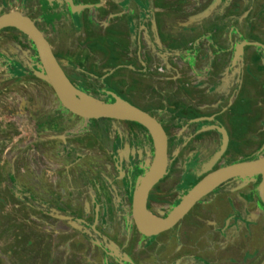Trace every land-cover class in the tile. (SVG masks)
Masks as SVG:
<instances>
[{
    "label": "flooded vegetation",
    "instance_id": "obj_1",
    "mask_svg": "<svg viewBox=\"0 0 264 264\" xmlns=\"http://www.w3.org/2000/svg\"><path fill=\"white\" fill-rule=\"evenodd\" d=\"M22 1L7 0L5 7L0 3V15L19 13L20 6L32 9L25 16L42 33L64 75L81 94L106 105L117 96L138 108L131 100V90L124 93L109 79L100 77L109 70V61L114 58L140 64L139 58H146L142 44L151 65L165 63V72L172 76L178 72L173 82L189 81V86L178 95L170 87L158 88L151 95L148 86L158 82L157 74H152L156 72L154 66L148 67L151 74L144 77L147 85H139L141 79L137 75L129 81L131 87L137 85L148 98L152 108L142 111L161 125L167 141V166L163 178L148 193L144 215L147 221L153 215L161 220L160 224L165 223L185 195L207 174L264 156V125L259 129L254 126L255 101L261 99L264 107V0L248 1L249 15L253 11L255 20L243 28L240 38L227 35L207 42L196 39L191 47L188 43L179 44L182 56L186 57H182L184 63L180 69L175 68V73L168 63L175 51L174 42L170 40L171 34H166L173 18L163 15L161 9L154 13L133 6L130 11L119 7L116 0H72V29H66L68 21L54 24L52 37L45 32L47 18L37 0L23 1L26 5ZM48 1L44 0L46 4ZM87 9L97 14L88 17ZM144 14L150 16L147 33L139 30L145 24L140 22ZM127 24L134 27V33L127 30ZM79 25L84 27L81 35L75 29ZM9 31L15 36L9 37ZM143 33L149 42L144 40ZM90 38L98 41L100 48L89 46ZM71 40L78 42L65 51L64 57L60 47ZM20 46H30L34 64L39 63L29 38L7 28L0 31V73L12 69V58L19 56ZM187 57L195 59V63L188 62ZM42 80H37L35 86L26 83L31 88L26 92L29 102L22 105L24 112L19 114L12 107L13 98L8 100L12 106L6 111L0 106V198L14 206V201L24 193L26 201L31 194L25 191L27 181L38 180L41 175L37 174H44L43 165L49 164L54 168H50L46 184L54 190L47 188L43 195L62 200V191L68 189L65 199L78 200L77 207L81 204L83 210L81 202L85 201L90 211V221H81L82 226L90 228V238L84 235L90 240L65 242L69 229L60 226L59 246L54 247L57 237L52 239V231L46 228L38 242L33 240L35 248L42 251L43 264H55L49 263L54 254L56 264H264V204L257 192L259 176L224 180L172 228L146 237L132 218V202L140 180L154 161L150 133L130 121L85 120L71 114ZM127 83L122 81V85ZM166 84H172L171 80L167 79ZM194 84L198 85L195 91ZM171 100L182 106L180 115H175L178 109L172 114L159 113L160 104L165 106L164 102ZM55 207L60 209V205ZM41 212L42 216L47 215ZM56 212L54 208L55 217ZM0 217L2 221V214ZM30 239L25 238L22 245L27 247ZM13 260L12 254L0 259V264H14Z\"/></svg>",
    "mask_w": 264,
    "mask_h": 264
},
{
    "label": "rangeland",
    "instance_id": "obj_2",
    "mask_svg": "<svg viewBox=\"0 0 264 264\" xmlns=\"http://www.w3.org/2000/svg\"><path fill=\"white\" fill-rule=\"evenodd\" d=\"M124 1H126L129 4V6L127 4L124 5L122 2L118 3L117 5H119V7L128 8V10L132 11L131 9H133L134 7H133V4H130L131 3L130 0H123V2ZM6 2L7 0H0L1 6L5 7ZM22 3L24 2L22 1ZM150 4L151 3L149 0L147 4L144 6L145 11L151 10ZM72 5H73L72 0L71 2H67V0L66 1L59 0L57 3L47 4L46 9L42 12H43L44 17L47 18L46 22L48 23V25L47 27L45 26V30H46L45 32L49 33L48 35H51L53 37V35L55 34L54 32H52L53 26L54 24H57V23H64L68 21V25L66 29H72L71 23L74 24L72 16L73 14H75L69 8V6L71 7ZM162 9L164 10L165 8L162 7ZM12 10L17 11L14 8ZM86 11L89 13L88 17H90V14L91 15L97 14V12L90 13L89 9H87ZM17 12H20L23 15H26L27 12H32V9H26L25 7L20 6L19 11ZM141 19L142 20L140 22L144 24L148 22L147 20L150 19V16H148V14L146 15L144 14V16ZM75 29L78 32L77 35H81V32L84 29V27L82 25H79V26H76ZM145 33H147V30L145 31ZM8 36L9 37L15 36V33L9 31ZM143 37H144V33H143ZM196 38L197 37H195V39ZM75 41L76 40H71V42H68L67 45L61 44L62 46L60 47L59 52L64 57L67 56V53L65 51H69L68 48L71 50L72 49L71 46ZM89 43H90L89 46L91 47H96V49L100 48L99 42L96 40H93L90 38ZM142 47H143L142 49H144L143 50L144 57H146V58H139V62H141L142 64L141 63L135 64L132 62V60H123V59L121 60L120 58L111 59L109 61L110 62L109 70L102 74V77H100L102 79L100 80L109 79L110 83L114 84L117 90H120L124 93H129V91L131 90V93H130L131 100L133 99L134 100L133 102L137 104V107L140 108L141 110L143 109L145 111H148L149 109L152 108L148 104L149 103L148 98L144 96V93L139 92L140 87H137V85L136 87L130 86L129 81H131L132 78L134 79L136 75L139 76L141 79V82L139 85L141 86L143 84L147 85L148 81L144 77L148 73H150L149 71L150 69L148 67L154 66L156 72H152V74H157L156 80L158 82H156V85L152 84L148 86L149 89L151 90L150 91L151 95L154 93H157L159 91L158 88H162L164 90L167 87H170L171 89H173V91H176L175 94L178 95L180 91L184 92V89H186L187 86H189V81L173 82V79L175 81V78L178 76L177 73H175L172 76L171 72H168V73L165 72L164 69L167 68L166 67L167 65L165 63L161 64V62L159 61L156 66L151 65L153 62L151 61L150 57L146 56L145 46L143 44H142ZM19 50H20L19 56L12 58V63H11V66L9 67L12 69H7V70H4V72L0 73V106L6 111V109H8L7 107L12 106V104H9L8 100L10 99L12 101V98H13L12 107H14L15 110L20 114L24 112V108L22 105L26 103V100H27V103L29 102V98L26 93L31 88L29 84L35 86L37 85L36 81L42 80L43 77L41 75V71L38 70L39 63L34 64V59L30 55L31 47L29 46V48H26V47L20 46ZM75 50L77 51V49ZM67 61L68 60H66V63ZM0 62H3V60H0ZM28 77L30 78V81L26 82L25 79ZM167 79H170L172 82V84H170L169 86L166 84ZM122 81H128V83L126 85H122ZM26 83H29V84H26ZM3 87L6 89H3ZM193 87H194L193 91H195L198 85L194 84ZM47 90L49 91V88ZM74 90H76L79 94L82 93L76 88H74ZM36 92L38 91L36 90ZM50 93L52 96H54L51 91ZM83 94L86 96H90L85 93ZM113 97H114V101L113 102L108 101L109 104H113L116 99L120 100L121 102L129 104V102L125 100H121L117 96H113ZM92 98L95 100H98L97 98H94V97ZM54 99L56 103H58L55 97ZM164 103H165V106L160 104V108H158L159 113L164 112V113L172 114L174 110L178 109L175 115L176 116L180 115L179 111H180V108L182 107L181 105L174 103L172 100L170 102H164ZM4 115H6V113H4ZM30 135L33 136L32 133H30ZM31 144L33 145L32 137H31L30 145ZM40 164L43 165L44 163H40ZM50 168L52 167L49 164H47L46 166L43 165L44 174H37V176L41 175L39 176L38 180L34 181L32 180V178L29 180L27 179L28 184L26 183L27 185H25V191H28L31 194H30V198H28L26 201L23 200L24 193H22V195L19 197L21 201L20 200L14 201L15 202L14 206L12 205V203L9 204L10 202H6V200H2L0 198V215L2 214V221L0 217V230H2V232L0 233V259H6L7 257L9 258L13 254L14 264H17L18 262H20V264H43L42 256H41L42 251L40 250V247L35 248V246L33 245V240L34 242L35 241L38 242L37 240L39 236H41V233H44V228H46V230L49 229L50 231H52L50 232V234L52 233V235H50L51 238L53 237L52 239L57 237V240L55 239L56 242H55L54 247H56V245L59 246L61 244L58 238V234H57V232L59 231L57 227L59 226L67 227V229H69L65 234V236L69 235V238L67 239V241L65 240V242L76 244L78 241H81L82 239L90 240L87 237H85V236H89L90 238V228H88L87 226L85 228L84 226L81 225V221H83L82 219H86V220L88 219L87 221H90V211H88V206L86 207L87 203L85 201H82L81 203L84 205V208L86 211L81 209V204H78L80 208L77 207L78 200L75 201V200L65 199V197L69 193L68 189H66L65 191L64 190L62 191V194L64 197L62 200L54 199L50 196L43 195L45 190H47V188L54 190L52 187L50 188V186L46 184V182H48L46 181L47 177H49L52 172ZM38 197H40L41 199H39ZM36 200H38L39 202ZM58 205H60V209L55 207ZM54 208L57 210L56 217L53 216L55 215ZM12 210H14V213L10 214ZM42 210L47 213V215L45 214L46 216H42L40 214L42 213L41 212ZM49 211H52L51 215L49 214ZM71 212H74V213H71ZM8 217H9V221H7ZM263 218H264V215H263ZM66 221H68V223ZM70 221L74 222V225H71ZM32 237H36V238L32 239ZM48 237L49 236L47 235L46 238ZM25 238H31L30 239L31 243L27 247H24L22 245ZM52 259L53 260L50 261L49 263L54 262L56 264L54 260L55 254L53 255Z\"/></svg>",
    "mask_w": 264,
    "mask_h": 264
},
{
    "label": "water",
    "instance_id": "obj_3",
    "mask_svg": "<svg viewBox=\"0 0 264 264\" xmlns=\"http://www.w3.org/2000/svg\"><path fill=\"white\" fill-rule=\"evenodd\" d=\"M13 27H21L33 36L32 44L37 53L43 80L52 88L61 105L69 113L85 120L114 119L134 122L142 126L146 131L148 130L147 132L150 135H153L157 155H155L149 171L140 180L132 202V218L142 235L151 237L172 228L189 212L196 202L207 196L228 178L259 176L261 182L257 192L259 200L264 204V156H260L255 160L233 164L207 174L191 188L179 203L173 215L165 223L157 228L151 227L144 220L147 196L150 189L163 178L167 166V141L161 125L148 113L118 99L113 103L114 109L89 111L82 108L78 104L80 99L82 100L80 94L74 90L64 75L52 54L48 42H46L33 22L20 12H8L0 15V31Z\"/></svg>",
    "mask_w": 264,
    "mask_h": 264
},
{
    "label": "crops",
    "instance_id": "obj_4",
    "mask_svg": "<svg viewBox=\"0 0 264 264\" xmlns=\"http://www.w3.org/2000/svg\"><path fill=\"white\" fill-rule=\"evenodd\" d=\"M23 1L25 2L26 0ZM57 1L58 0H50V4L57 3ZM116 1L117 4L121 2L123 3V0ZM148 1L149 0H130V2H132L130 4H133L134 7L138 6L144 8ZM248 1L249 0H150V12L153 11L156 13L157 10H163V7L165 8L163 10V12H165L163 15L168 18H173L172 22L169 23L171 27L168 28L166 33L167 35L171 34L170 37L173 39L170 40L174 42L173 50L175 49V51L173 52L172 58L170 56L171 62H168L173 66L172 73H175V68L180 69L179 66L184 63V60L181 61L184 59L182 57H186V55L182 56V50L179 44L188 43V46L191 47L196 39L206 40L207 42L209 39H219L220 37L227 35L229 37H235V35H237L240 38L239 34H243V28H246L245 26H248L251 23V20H255L253 11L252 15H249L250 8ZM36 2L43 10L46 9L47 4L44 0H37ZM76 2L78 3V0H76ZM123 4L128 5L126 1H124ZM25 8L30 9L27 6H25ZM161 10L160 12H162ZM128 23H130V21ZM161 24L162 23H160V25ZM148 26V23H145L143 27H139V30H147L149 28ZM127 30L129 32H135L134 27L130 26V24H127ZM156 30L158 31L157 26ZM167 35L166 38H170ZM195 37L197 38L195 39ZM144 40L147 42L148 38L144 37ZM155 41L157 42L156 33ZM194 51L197 52L195 48ZM188 59H190L188 62H191L192 57H189ZM194 60L195 59L192 61L194 62ZM262 103L263 101L258 98L254 104L256 112L254 126L256 129H259V127L264 125V107ZM13 213L14 210H12L10 214ZM40 214L42 215V213Z\"/></svg>",
    "mask_w": 264,
    "mask_h": 264
},
{
    "label": "bare ground",
    "instance_id": "obj_5",
    "mask_svg": "<svg viewBox=\"0 0 264 264\" xmlns=\"http://www.w3.org/2000/svg\"><path fill=\"white\" fill-rule=\"evenodd\" d=\"M36 27V26H35ZM13 29H16L18 31H20L21 33L25 34L29 40L31 42H33V36L28 33L27 31H25L23 28L19 27V28H15L13 27ZM38 30V29H37ZM39 31V30H38ZM40 32V31H39ZM41 33V32H40ZM42 34V33H41ZM45 39V38H44ZM46 40V39H45ZM47 42V41H46ZM50 46V45H49ZM51 48V47H50ZM80 96L82 98V100L80 99V101L78 102V104L86 109V110H89V111H92V110H96V109H114L115 106L113 104H109V105H106L100 101H97L91 97H87L83 94L80 93ZM119 121V120H118ZM148 131V130H147ZM152 139H153V142H154V148H155V155H157V151H156V147H155V139L153 137V135H151ZM146 214V210L144 211V215ZM144 220L146 223H148L151 227H154V228H157L158 226L162 225L160 224L161 223V220L153 215H150L149 216V220L147 221V219L145 218L144 216ZM158 223V224H157ZM160 224V225H159ZM155 225H158V226H155Z\"/></svg>",
    "mask_w": 264,
    "mask_h": 264
}]
</instances>
